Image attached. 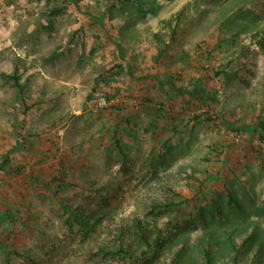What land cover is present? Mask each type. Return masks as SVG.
Wrapping results in <instances>:
<instances>
[{
    "label": "rangeland",
    "instance_id": "1",
    "mask_svg": "<svg viewBox=\"0 0 264 264\" xmlns=\"http://www.w3.org/2000/svg\"><path fill=\"white\" fill-rule=\"evenodd\" d=\"M262 119L264 0H0V264H264Z\"/></svg>",
    "mask_w": 264,
    "mask_h": 264
},
{
    "label": "trees",
    "instance_id": "2",
    "mask_svg": "<svg viewBox=\"0 0 264 264\" xmlns=\"http://www.w3.org/2000/svg\"><path fill=\"white\" fill-rule=\"evenodd\" d=\"M16 75V73L13 75L14 76V78L17 80V75ZM18 84V86L20 87V91L21 92H23V88H22V85H20V83H17ZM257 126H258V129L261 131V132H264V119H262L261 121H259L258 123H257ZM77 215H78V217H80L81 219H83L85 222H88L89 220V216L88 215H86V214H84L83 212H78V213H76ZM143 230H144V228H142ZM120 251L121 252H123L124 254H126V255H131L132 257H133V253H132V251H131V249L129 248V247H124L123 245H121L120 246ZM207 256V259H208V261L210 262V255L209 254H207L206 255Z\"/></svg>",
    "mask_w": 264,
    "mask_h": 264
},
{
    "label": "built area",
    "instance_id": "3",
    "mask_svg": "<svg viewBox=\"0 0 264 264\" xmlns=\"http://www.w3.org/2000/svg\"><path fill=\"white\" fill-rule=\"evenodd\" d=\"M99 107L104 106L107 104L106 97L103 93H99V95L96 96V98L93 100L92 105Z\"/></svg>",
    "mask_w": 264,
    "mask_h": 264
}]
</instances>
